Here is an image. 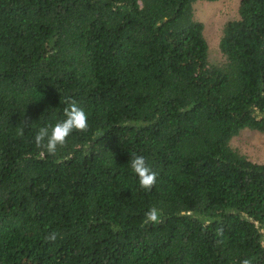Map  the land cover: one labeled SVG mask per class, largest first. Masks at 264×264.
I'll return each mask as SVG.
<instances>
[{
	"label": "trees",
	"instance_id": "obj_1",
	"mask_svg": "<svg viewBox=\"0 0 264 264\" xmlns=\"http://www.w3.org/2000/svg\"><path fill=\"white\" fill-rule=\"evenodd\" d=\"M202 1L0 0V264H264V163L231 144L264 133V0L217 63ZM70 101L89 126L48 154Z\"/></svg>",
	"mask_w": 264,
	"mask_h": 264
},
{
	"label": "clouds",
	"instance_id": "obj_2",
	"mask_svg": "<svg viewBox=\"0 0 264 264\" xmlns=\"http://www.w3.org/2000/svg\"><path fill=\"white\" fill-rule=\"evenodd\" d=\"M88 126L87 111L75 101H70L63 109L62 118L41 126L35 132L34 141L38 146H42L48 154H55L58 146H63L74 131L86 130ZM130 167L136 175L140 187L148 190L157 182V173L150 168L143 156H134L131 159ZM145 216L147 220L155 222L159 218V211L155 207L150 208ZM55 238V233L48 236V239L54 240ZM243 264H249V262L245 260Z\"/></svg>",
	"mask_w": 264,
	"mask_h": 264
},
{
	"label": "rangeland",
	"instance_id": "obj_3",
	"mask_svg": "<svg viewBox=\"0 0 264 264\" xmlns=\"http://www.w3.org/2000/svg\"><path fill=\"white\" fill-rule=\"evenodd\" d=\"M240 0H218L198 2L195 5V17L203 22L204 34L209 43V58L220 62L219 41L226 22L237 18ZM233 147L248 156L249 159L264 163V133L243 130L231 141Z\"/></svg>",
	"mask_w": 264,
	"mask_h": 264
}]
</instances>
